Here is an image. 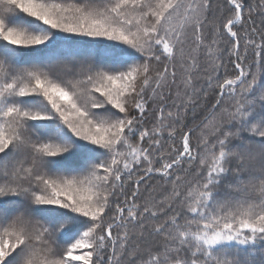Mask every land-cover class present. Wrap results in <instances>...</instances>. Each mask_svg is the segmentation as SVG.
<instances>
[{
    "label": "snow or ice",
    "instance_id": "snow-or-ice-1",
    "mask_svg": "<svg viewBox=\"0 0 264 264\" xmlns=\"http://www.w3.org/2000/svg\"><path fill=\"white\" fill-rule=\"evenodd\" d=\"M226 3L0 0V264H264V0ZM76 38L115 43L41 58Z\"/></svg>",
    "mask_w": 264,
    "mask_h": 264
},
{
    "label": "trees",
    "instance_id": "trees-1",
    "mask_svg": "<svg viewBox=\"0 0 264 264\" xmlns=\"http://www.w3.org/2000/svg\"><path fill=\"white\" fill-rule=\"evenodd\" d=\"M58 2H64V3H82L83 0H58ZM250 3L251 0H248ZM214 10L216 13V17L219 21L223 22L228 17V5L226 3V0H214ZM255 19L257 20V23L260 21V17L256 16ZM115 42H109L102 38H97L93 40L92 38H76V41L73 42L71 40L65 39L63 42L58 44L56 48L53 50V52L45 53L43 59H47L52 55H59L63 54L64 57H72V56H83L89 53L95 54L97 52L104 54L108 51V49L105 47V45L114 44ZM221 48L224 47H230L227 43V38L225 37L224 40L220 43ZM241 51L243 52V48H241ZM99 59V58H98ZM223 60L225 61V67L220 69L221 77L220 82L222 83L224 79L227 78H234V76L237 74L235 71H233V67L230 64H227L228 56L227 54H224ZM255 60L254 55L249 53V58L246 63H252ZM201 64V73H203L206 69H208V61L207 59L202 56L200 60ZM162 67V65H161ZM178 75L180 73L179 67H177ZM201 83H203V80H201ZM213 89L215 91H213ZM213 89H208L209 92V99L206 103L202 104L199 108L196 109V117L193 118L192 113H189L188 120H187V128L179 129L178 128V134L182 131H187L188 128H192L195 124L199 123L200 119L203 118V116L208 115V109L211 108L212 104L215 103V94L219 92V89L216 88L215 84L213 85ZM225 104H230L231 100L226 95L224 99ZM152 107V105H150ZM209 118H211L209 116ZM245 137L248 136L247 133L244 134ZM200 132L199 129L194 131L192 133V143L195 145L199 139ZM247 143V139L244 141ZM177 143H179V136ZM239 143V142H237ZM258 182V181H257ZM151 183L156 186L157 188H160L163 185V181L159 178H155L151 181ZM259 259V257H258Z\"/></svg>",
    "mask_w": 264,
    "mask_h": 264
},
{
    "label": "rangeland",
    "instance_id": "rangeland-1",
    "mask_svg": "<svg viewBox=\"0 0 264 264\" xmlns=\"http://www.w3.org/2000/svg\"><path fill=\"white\" fill-rule=\"evenodd\" d=\"M63 35H65L67 37L69 34H63Z\"/></svg>",
    "mask_w": 264,
    "mask_h": 264
}]
</instances>
